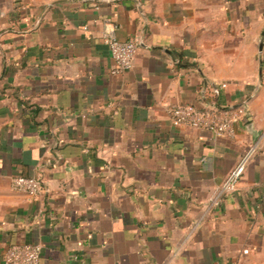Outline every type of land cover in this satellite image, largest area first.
<instances>
[{
    "label": "crops",
    "instance_id": "0c3cea01",
    "mask_svg": "<svg viewBox=\"0 0 264 264\" xmlns=\"http://www.w3.org/2000/svg\"><path fill=\"white\" fill-rule=\"evenodd\" d=\"M110 29L138 44L120 75ZM187 104L247 117L217 139L172 124ZM23 243L40 264H264V0L0 2V264Z\"/></svg>",
    "mask_w": 264,
    "mask_h": 264
},
{
    "label": "built area",
    "instance_id": "2783aa9c",
    "mask_svg": "<svg viewBox=\"0 0 264 264\" xmlns=\"http://www.w3.org/2000/svg\"><path fill=\"white\" fill-rule=\"evenodd\" d=\"M103 41L113 62L110 73L120 75L130 70L138 47L136 39L129 37L126 41H118L114 31L110 29L104 32ZM168 114L173 125L204 129L217 139L233 137L236 125L247 117L243 106L219 109L216 106L198 108L190 104L175 105L170 107ZM253 153L254 150L249 149L224 179L222 183L224 191L235 190ZM10 186L11 190L32 198L38 197L43 191L42 182L33 177L14 176L11 178ZM40 260V245L30 243L12 244L3 256V264H40Z\"/></svg>",
    "mask_w": 264,
    "mask_h": 264
},
{
    "label": "rangeland",
    "instance_id": "374dc122",
    "mask_svg": "<svg viewBox=\"0 0 264 264\" xmlns=\"http://www.w3.org/2000/svg\"><path fill=\"white\" fill-rule=\"evenodd\" d=\"M10 1H13V0H0V2H10ZM55 1H58V0H19V2H27L29 4H35V6H40V7L45 6L47 3H52Z\"/></svg>",
    "mask_w": 264,
    "mask_h": 264
},
{
    "label": "water",
    "instance_id": "95a60500",
    "mask_svg": "<svg viewBox=\"0 0 264 264\" xmlns=\"http://www.w3.org/2000/svg\"><path fill=\"white\" fill-rule=\"evenodd\" d=\"M110 1H116V0H110ZM260 48H261V44H260ZM166 53H168V54H169V51H168V50H166ZM239 106H241V105H239ZM247 128H248V129H250V128H251V125H248V126H247Z\"/></svg>",
    "mask_w": 264,
    "mask_h": 264
}]
</instances>
